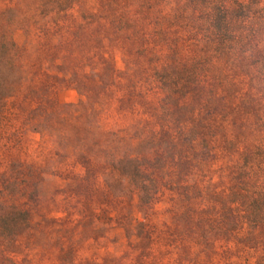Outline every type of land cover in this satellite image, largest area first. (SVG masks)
I'll use <instances>...</instances> for the list:
<instances>
[{"label":"rangeland","instance_id":"rangeland-1","mask_svg":"<svg viewBox=\"0 0 264 264\" xmlns=\"http://www.w3.org/2000/svg\"><path fill=\"white\" fill-rule=\"evenodd\" d=\"M149 2L127 11L126 41L106 20L77 29L96 0L59 30L53 15L33 24L37 0H0V264H264L260 45L208 59L165 100L153 70L188 65L194 46L182 37L170 56L153 23L181 5L196 16V0Z\"/></svg>","mask_w":264,"mask_h":264},{"label":"trees","instance_id":"trees-1","mask_svg":"<svg viewBox=\"0 0 264 264\" xmlns=\"http://www.w3.org/2000/svg\"><path fill=\"white\" fill-rule=\"evenodd\" d=\"M96 1L97 12L84 16L83 20H86L87 23L77 26V29L80 32H85L87 28L95 24V21L106 20L112 25L113 33L124 36L126 41L131 40L125 34L133 27L130 22L133 18L131 15L126 16L127 11L137 12L138 15L144 14L146 9L148 12L151 7L148 0ZM37 2L42 12V19L33 24L43 30L45 28L44 19L53 15L59 18L54 24L55 29L59 30L60 18H66L68 12L77 5L78 0H37ZM196 3L194 2L193 5L197 12L194 17L188 18L186 14L188 8L186 5H181L170 16L156 19L153 23L157 41L169 47L170 56L174 57L178 50L177 44L179 39L180 41L183 40H181L182 37L194 46L193 55L188 65L182 66L171 61L170 64L162 65L153 70L152 78L163 91L164 99L170 100L174 96L186 94L208 69L205 66L208 59L210 62L219 63L230 59L236 53L244 57L258 44L260 46L257 53L253 57L248 56L247 59L253 58L249 67H255L258 71L260 81L257 87L262 91L261 97H263L264 9L258 8L259 0H245L244 4L234 2L232 7H226L218 0H196ZM93 22L94 24H92ZM175 34L177 36L172 37ZM9 46L11 49H15L13 43ZM0 49L3 50L2 58H6L8 48L1 44ZM140 49L137 50V54L135 52L134 54L143 55L144 50ZM8 61L11 62V58ZM6 65L11 69L12 64ZM118 75L120 73L112 69L107 61L102 59V73L98 75V78H108L111 83ZM261 101L262 98L257 100L259 108H261ZM258 200L264 204V190L259 194Z\"/></svg>","mask_w":264,"mask_h":264}]
</instances>
